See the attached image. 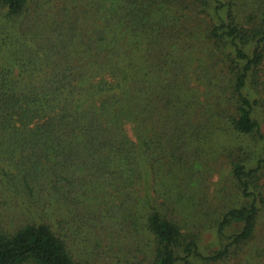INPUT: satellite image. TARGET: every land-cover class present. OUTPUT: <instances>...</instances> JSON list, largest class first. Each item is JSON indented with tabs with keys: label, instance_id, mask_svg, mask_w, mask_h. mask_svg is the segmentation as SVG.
<instances>
[{
	"label": "trees",
	"instance_id": "obj_1",
	"mask_svg": "<svg viewBox=\"0 0 264 264\" xmlns=\"http://www.w3.org/2000/svg\"><path fill=\"white\" fill-rule=\"evenodd\" d=\"M30 1L0 0L9 24ZM127 14L76 45L0 24V191L69 216L0 228V264H264V0ZM220 160L228 204L208 200ZM63 221L96 239L76 252Z\"/></svg>",
	"mask_w": 264,
	"mask_h": 264
},
{
	"label": "rangeland",
	"instance_id": "obj_2",
	"mask_svg": "<svg viewBox=\"0 0 264 264\" xmlns=\"http://www.w3.org/2000/svg\"><path fill=\"white\" fill-rule=\"evenodd\" d=\"M128 6L129 0H31L26 14L11 20L10 24L5 17V12L0 9V24L7 27L8 31L13 32L14 35L21 34L22 31L29 30L32 27L38 30L42 24L47 29L48 25L49 29L53 26L52 28H56L60 33V38L74 40L71 43L76 45L94 38V34L91 31L102 30L105 25L110 24L112 26L113 24V27H116V24L113 22H117L121 26H127L128 23L131 24L129 15L127 14ZM54 39L56 40L58 38L56 37ZM227 173L226 162L220 160L215 170L209 171L207 174L209 201L214 203L221 199L223 200V204H228V202L234 200L235 197ZM3 191H0V228L4 230H12L14 226L25 222L33 216L37 220L50 221L55 228L59 227L58 220L61 217L69 218L68 213H66L67 207L63 203L58 206H48L45 209L42 208L43 206L36 208L38 203L39 205L40 203L44 205V201L41 200L38 203L36 202L37 204H34L29 192L23 191L21 194H17V192L11 193ZM99 206L104 205L89 204L91 208L97 209ZM208 219L210 217H207L206 222H208ZM94 220L95 217H92L91 222L93 223ZM70 225L63 221V226H65L63 227V232L67 234L69 232L72 235L71 240H76L78 243L75 247L76 252L77 250L86 249L90 245V241L97 237L92 232L93 229L90 230L88 228V225L82 229L79 227L81 229V235L78 237L77 234H73L75 231H73V228L72 230L69 228L71 227ZM205 230V243L211 244L216 242L215 233L208 230L207 227ZM148 243H150L149 235L142 233L137 244L145 247Z\"/></svg>",
	"mask_w": 264,
	"mask_h": 264
}]
</instances>
